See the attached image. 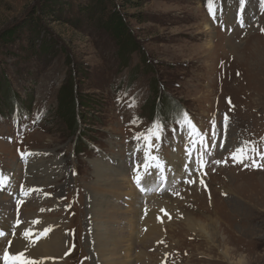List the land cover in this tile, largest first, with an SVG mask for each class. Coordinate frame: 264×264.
Masks as SVG:
<instances>
[{
	"label": "rangeland",
	"instance_id": "obj_1",
	"mask_svg": "<svg viewBox=\"0 0 264 264\" xmlns=\"http://www.w3.org/2000/svg\"><path fill=\"white\" fill-rule=\"evenodd\" d=\"M47 1L50 0H0V162L4 165L1 172H14L11 179L14 184L29 180L28 187L37 184L36 189L43 190L28 198L29 201L23 203L21 200L25 215L30 214L28 208L37 212L38 217L46 211L41 219L42 226H54V230L63 232L68 228V217L63 209L67 207L65 198L70 197L69 194L73 196L75 191L76 194L84 192L80 208L81 220L86 227L90 216L89 202L95 192L92 188L98 190L100 186L98 165L121 170L122 163L130 186L136 190V179L130 174L139 165L143 153L140 149H130L140 140L139 133L158 136L154 143L161 149L168 137L181 140L178 127L170 129L160 121L157 124L153 121L176 119L175 126L180 121L177 117L182 113L181 108L186 106L193 112L190 120L183 116V124L194 125L197 134L205 133L208 116L215 117L217 123H225L227 114L226 130L224 124L216 128L224 131L217 136L224 143L222 153L230 154L244 142H251L260 152L264 150V31H261L264 29V6L260 0H246L244 26L238 19L239 0H217L219 7H214H217L218 19H213L208 0H143L137 8H131L124 0H116L122 5L121 11L141 45L129 52L123 50V42L106 27L111 19V2L107 3L108 8L103 14L98 11L91 16L84 14V9L95 6V0H57L70 7L53 12L49 27L51 35L56 36L52 38L56 42L55 48L44 49L43 36L49 34L48 30L35 24L40 36H36V45L31 49V37H35V32L26 22L41 15L45 18L39 7ZM139 12L147 21L138 22L133 14ZM41 18L38 19L40 22ZM16 28L21 29L19 34L12 40H5V33ZM69 56L73 62H69ZM79 77L83 86L76 90L78 129L72 127L69 111L63 108L67 84ZM79 97L89 104L81 107ZM14 120L23 122L25 130L15 132L18 127L12 125ZM5 133L14 143L2 139ZM26 136L28 145L23 146ZM19 147L26 150L23 156L32 150L35 153L43 150L40 154L38 151L37 156L29 155L27 160L28 165L34 160L32 166L43 163L56 169L53 174L49 170V175L43 177L46 182L36 183L30 172L32 166L25 164L15 169ZM43 153H47L46 158ZM171 158L174 164L179 160L172 155ZM255 158L258 160L259 156ZM91 168L93 178L88 177L92 176ZM182 171L181 166H175L169 176H177ZM263 172H258L259 176L254 178L236 169H226L222 181L213 187L211 201L203 194L196 197L198 193L194 190L188 199L193 200L194 205L185 209L190 215L182 212L176 215L177 219L185 220L179 225L180 232L170 230V234L175 235L172 247H183L196 264H264ZM146 179L155 190L145 194L136 190V197L128 198L125 190L112 195L113 192L104 187V197H110L108 204L123 211L128 207L142 209V204L147 207L162 184L157 172H152ZM152 180L155 183H151ZM5 185H10L8 177ZM18 187L15 190L8 188L6 195L0 194V200L5 201L4 208L0 207V231L7 230L5 221H14L12 214L18 209L13 192L16 193ZM44 192H53L55 202L61 207L59 212L64 214L59 216L49 211L54 204L48 206V201L53 200L42 199ZM126 201L131 202L128 205ZM161 208L162 204L157 210L161 211ZM57 216L64 218L61 221ZM124 216L127 218L130 213ZM101 223L114 225L113 228L121 224L118 236L126 235L128 239L131 233L129 219L123 222L100 220L96 224L101 226ZM138 230L130 234L131 241L126 242H133L130 264L144 261L151 246L149 243L162 238H152V234L145 239V231L139 238ZM51 233H44L43 239L49 238ZM65 235L63 254L70 234L66 231ZM89 235L99 264H105V258L98 254L100 245L95 230H90ZM126 243L109 248L121 254V250L127 248ZM139 248L143 251L138 255ZM63 254L60 261L66 264L62 260ZM238 257L243 259L238 260Z\"/></svg>",
	"mask_w": 264,
	"mask_h": 264
},
{
	"label": "bare ground",
	"instance_id": "obj_2",
	"mask_svg": "<svg viewBox=\"0 0 264 264\" xmlns=\"http://www.w3.org/2000/svg\"><path fill=\"white\" fill-rule=\"evenodd\" d=\"M98 166L100 168H98L97 170V178H98L100 186L98 190L95 187L92 188L93 189L92 191H95V192L89 202V205H90V209H89L90 216L89 217L91 219L92 226H93L92 230H95V233L97 235L96 240L99 242L98 244L100 245L97 248L98 254H100V256L105 258L104 260L105 264H130V257H131L133 242H130V243H126V242L128 240L131 241L130 234L133 235L135 230H138L137 224L139 223L140 219L142 220V224L145 225L146 227L145 229L146 234L144 236L145 239L150 238L152 234H154L152 238H156V236L163 237L164 233L162 231V223L163 222L166 223L167 220L166 219H164L163 221L158 220V215L162 214V211L157 210L159 205L162 203H160L159 201L157 202L152 201V199L149 198L150 200L148 201L147 212L145 214H143L142 209L134 210L133 208L130 209L128 207L129 210L128 208H126V211H123L120 208L117 209L116 206H113V204H108L107 198H110V197L108 196L104 197V193L102 191L104 187L108 189V192L112 191L113 192L112 195L117 194L118 191L122 192L125 190L124 192L128 194V198L130 197L135 198L136 190L133 189L134 186L132 185L130 186L129 179H127L122 163H121V170L119 168H109L103 165H98ZM102 168H104L106 172ZM49 170L51 174H53L56 169L53 168L51 165H43V163L37 166L33 165L30 168V172L36 176L34 177V175L32 174L33 178H35L34 180H36V183L46 182L47 180L43 179V177H45L46 175H49L48 174ZM126 202H128V205H129L131 201H126ZM4 203L5 201L1 199L0 207L4 208V205H5ZM132 204L136 205L134 203ZM8 207L10 208V206ZM127 212L130 213V216H128L127 218H123L125 217L124 214ZM10 213H11V210L9 211V215ZM106 219L112 220V221L119 219L120 222H123L124 220L129 219V221L131 222L130 224L131 233L128 235V239L126 238V235H125L123 236L125 237V240L123 241V237L120 235L119 236L117 235V234H120L121 224H118L119 226L118 228H113L114 225L105 226V224H102V223H101L102 224L101 226H97L96 223L98 221L101 220V222L103 221L106 222L107 221ZM22 220H24V218ZM39 223L41 222L39 221ZM11 224H12L11 221H8V220L5 221V227L7 228V233L4 238H0V252L3 249L6 243V240L10 236V233H11L10 228L12 226ZM29 227L30 226L28 222H26L25 224L23 222V224L21 223L19 225V227L16 230L17 233L15 235V238L9 246L10 249H8L9 251H7L8 255L10 256V255H14L19 252L27 251L28 253L27 257L30 259H34L35 261L38 262V264H62V261H60V257L63 254L64 240L66 237L64 232L58 231L57 229L52 230V233L49 238L43 239L44 237H42L43 240L41 239L40 243L37 242L35 244L31 242L30 240L23 238L22 236L23 231L25 229H28ZM41 227H45V226H42L41 224ZM122 228H124V226H122ZM137 233H139V235L140 234L142 235L140 229L138 230ZM207 237L210 239L209 236ZM97 238H100V241ZM123 242L124 244L126 243L125 246H127V248L124 249L123 251L121 250V254H119V251L115 253L111 248H109L111 245L113 247H116V245L123 244ZM57 255L59 256L56 259ZM1 262H2V259L0 258V264Z\"/></svg>",
	"mask_w": 264,
	"mask_h": 264
},
{
	"label": "snow or ice",
	"instance_id": "obj_3",
	"mask_svg": "<svg viewBox=\"0 0 264 264\" xmlns=\"http://www.w3.org/2000/svg\"><path fill=\"white\" fill-rule=\"evenodd\" d=\"M246 0H239V6H240V14L238 16L239 22L241 26H244V8H245ZM260 3L262 6H264V0H260ZM214 5H217V0H208V7L210 13L213 15V19H218L217 15V7H214ZM220 14L222 15V9L220 11ZM223 23V21H220ZM261 31H264V29H261ZM229 117L227 114L224 117V129L227 128V121ZM221 133H218L215 129V126H213L211 133H200V148L201 150H197L195 148V144L197 141H192L193 148L191 151L187 152V162L184 165V173L187 176H191L193 173H202L204 168L208 164V160L205 159L206 156H211V152L209 151V145L210 142L215 141L217 136ZM143 135V134H142ZM143 138L146 141V146L151 149L152 143L151 141L154 139H159L158 136H150V135H143ZM217 144L212 142L211 148H216ZM219 147L222 149L224 147L223 141L219 143ZM231 160L234 164L243 165L244 168L249 167H255V168H264V163H261V160H264V152H260L257 147L252 144L251 142H244L242 146L237 147L233 152L230 153ZM259 156V160L255 159L254 157ZM250 161V163H248ZM212 163L215 165H220L221 163H227V159L224 161L221 160H212ZM189 165H192V167H189ZM151 169L157 170L158 177L161 183L168 182V183H175V176H173V179L171 181H168V178L165 176V166L160 161L159 157H156L151 154V152L145 153V162L143 164V174H141L140 168L138 166L137 168V176H136V183L137 186L140 188L141 192L149 191V190H155L154 188H149V181L146 179V177H149L152 175ZM7 180L6 176H0V187H3L5 181ZM193 180L185 179L184 183H194ZM151 183H155V180H152ZM200 184L205 187V190L207 189V185L204 182V179L200 180ZM24 196L27 197L29 195V192L25 191ZM210 198V197H209ZM161 211H164V209H161ZM165 215H168L167 212H165ZM169 219L172 217L169 215ZM183 218V217H182ZM21 223L20 220H17L16 224L19 226ZM35 223V222H33ZM48 229L44 230V233H46ZM44 233H34L31 228L25 229L22 233L23 238L30 240L31 242H35V239H39ZM14 234V233H13ZM5 233L3 231H0V238H4ZM35 237V239H33ZM5 260L6 264H38L37 261L34 259L28 258L24 252L16 253L12 256H9L8 253H5Z\"/></svg>",
	"mask_w": 264,
	"mask_h": 264
},
{
	"label": "trees",
	"instance_id": "obj_4",
	"mask_svg": "<svg viewBox=\"0 0 264 264\" xmlns=\"http://www.w3.org/2000/svg\"><path fill=\"white\" fill-rule=\"evenodd\" d=\"M124 1L128 2L127 4H130L131 8L140 7L141 3L143 2V0H124ZM108 2H111V4H112V12L110 14L111 15L110 22L107 23L106 27L110 28L112 33L114 34V36H116L118 39H120L123 42L122 47H123L124 51L129 52L130 50H134L137 47H141V45L136 41V36L133 35V31L130 28L127 17L125 16L124 12L121 11L122 5L117 4L116 0H95L93 2L95 6L91 5V7L84 9L83 12H84V14L89 13L88 14L89 16L94 15L96 13V11L103 14V13H105V10L108 8L107 7ZM124 6H126V5H124ZM62 7H64V8L70 7V5L68 3H64L62 1H57V0L47 1L42 7H39L40 11H42L45 14V18H44V16L41 15V16H39V18L42 17L41 22L38 20L39 18H37V17L30 18L26 22V24L30 28V30H32L33 33L35 32V34H34L35 37H31V40L33 42V44L31 45V49L34 48L33 45H36V43H35L36 36L37 37L40 36L38 34V30L36 29L35 24H39L40 26L45 27L48 30L47 32L49 34L47 36H43V38H44L43 39L44 40V43H43L44 49L45 50H51V49L55 48L56 42L52 41V38H56V36L51 35L52 29H51V27H49V23L51 21V18L54 17L53 12L55 10H56V12H60L61 10H63ZM118 8L120 9V11L118 10ZM56 12H54V13H56ZM133 15L138 20L139 23H143V22L147 21L146 16L141 14L140 12L134 13ZM43 18L46 20H44ZM28 27H27V29H28ZM20 30H21L20 28H16L15 30H9L7 33H5L4 39L5 40H12L14 37H16L17 34H19ZM73 60L74 59L71 56H69V62H73ZM78 68H79V66H78ZM82 86L83 85H82L81 78L80 79L76 78V81L73 78L72 82L67 84V91L65 93L66 106H64L65 108H63V110L69 111L68 120L70 121V124L72 125V127L73 128L76 127L78 129H79L80 125H79L78 118L76 115V113H78V112H76V107H75L76 100L78 99V96L76 94V90L81 89ZM83 100H84L83 98H80L81 107L84 104H89V103H86V101L84 103ZM59 107H60V105H59ZM81 115H82V113H81ZM82 133L83 134L85 133V129H83Z\"/></svg>",
	"mask_w": 264,
	"mask_h": 264
},
{
	"label": "clouds",
	"instance_id": "obj_5",
	"mask_svg": "<svg viewBox=\"0 0 264 264\" xmlns=\"http://www.w3.org/2000/svg\"><path fill=\"white\" fill-rule=\"evenodd\" d=\"M237 259H238V260H242V259H243V257H238Z\"/></svg>",
	"mask_w": 264,
	"mask_h": 264
}]
</instances>
